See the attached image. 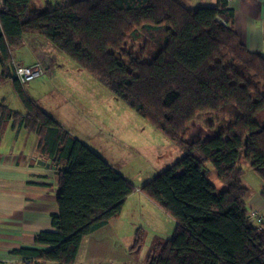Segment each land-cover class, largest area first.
<instances>
[{"label": "trees", "instance_id": "obj_1", "mask_svg": "<svg viewBox=\"0 0 264 264\" xmlns=\"http://www.w3.org/2000/svg\"><path fill=\"white\" fill-rule=\"evenodd\" d=\"M33 2L0 0V86L9 83L26 112L1 102L0 114L36 134L37 154L56 170L59 212L56 232L35 239L50 250L22 249L24 263L75 264L84 239L118 218L137 192L26 95L13 53L41 37L185 152L140 190L177 225L147 264H264V224L249 222L240 166L248 163L264 182V56L242 44L228 0L202 8L184 0L48 1L42 9ZM201 113L232 122L187 140ZM209 164L222 191L209 180ZM142 243L139 231L133 250Z\"/></svg>", "mask_w": 264, "mask_h": 264}, {"label": "crops", "instance_id": "obj_2", "mask_svg": "<svg viewBox=\"0 0 264 264\" xmlns=\"http://www.w3.org/2000/svg\"><path fill=\"white\" fill-rule=\"evenodd\" d=\"M37 1L44 6L48 1L64 0H34V8ZM190 2V8H202L195 4L215 7L218 0ZM228 3L235 13V28L242 44L264 56V0H228ZM37 44L41 45L40 50L34 47ZM13 56L17 64L29 66L41 63L45 74L52 76L56 72L54 50L48 49L37 38H28L23 47L14 51ZM30 89L35 90L33 87ZM65 100L68 106L62 108L59 116L48 108H42L76 137L66 127L64 118L73 116L75 119L88 120L89 116L67 98ZM1 102L6 104L3 95H0ZM14 106L7 105L16 113L25 115L23 106ZM93 126L105 130L98 123ZM76 138L97 153L91 145ZM37 144L36 134L29 131L23 121L2 119L0 114V264H26L19 251L50 250L49 246L37 245L35 239L42 232H56L52 225V217L59 212L56 170L37 154ZM42 162L50 167L42 166ZM140 190L137 189L127 199L118 218L84 239L75 264H141L137 261V250H133L139 231L143 234V244L151 245L152 242L167 241L173 237L176 222ZM254 209L263 213L264 198L252 199L249 210Z\"/></svg>", "mask_w": 264, "mask_h": 264}, {"label": "rangeland", "instance_id": "obj_3", "mask_svg": "<svg viewBox=\"0 0 264 264\" xmlns=\"http://www.w3.org/2000/svg\"><path fill=\"white\" fill-rule=\"evenodd\" d=\"M192 3L195 2L192 1ZM183 4L190 7L191 2L184 0ZM35 5L37 9L44 7L38 1L35 2ZM199 5L204 7L203 4H195V6ZM29 38H37L48 49L54 50L56 72L52 76L45 74L29 84L25 88L26 95L57 116L63 107L68 106L65 104L67 98L81 112L89 116L88 120L75 119L76 117L73 116L63 118L66 127H69L76 137L91 145L97 155L108 162L137 189L142 188L184 158L185 152L179 146L155 129L149 120L141 117L117 98L109 88L86 73L80 65L58 51L48 40L41 37ZM34 47L40 50L41 45L37 44ZM136 50L138 51V49ZM144 59L149 60L148 57ZM30 87L35 90H31ZM0 95H3L6 104L11 107H15L14 105L23 106L9 83L0 86ZM231 122L232 119L227 116L201 113L190 124L187 140L207 137V132L212 130L218 133ZM94 123L105 127V130L102 127L96 128L93 126ZM240 166L244 171L242 183L251 193L247 203L249 209L253 198H264V182L248 163L242 161ZM207 168L212 173L209 177L210 182L219 191H222L225 187L213 173V166L209 164ZM258 212L264 219V211L263 213ZM155 244L157 243L152 242L150 245L144 242L137 250L136 256L139 263L147 264L148 256L152 253Z\"/></svg>", "mask_w": 264, "mask_h": 264}, {"label": "built area", "instance_id": "obj_4", "mask_svg": "<svg viewBox=\"0 0 264 264\" xmlns=\"http://www.w3.org/2000/svg\"><path fill=\"white\" fill-rule=\"evenodd\" d=\"M15 70L17 79L25 88L36 79H39L45 75V68L41 63H36L29 66L16 63ZM248 219L250 223L256 226H262L264 224V219L257 210H249ZM26 264L29 263L27 262Z\"/></svg>", "mask_w": 264, "mask_h": 264}, {"label": "water", "instance_id": "obj_5", "mask_svg": "<svg viewBox=\"0 0 264 264\" xmlns=\"http://www.w3.org/2000/svg\"><path fill=\"white\" fill-rule=\"evenodd\" d=\"M217 21H218V22H221L220 19H218ZM42 166H47L48 168L50 167V165H46L44 162H42ZM203 173H205V171H204Z\"/></svg>", "mask_w": 264, "mask_h": 264}]
</instances>
